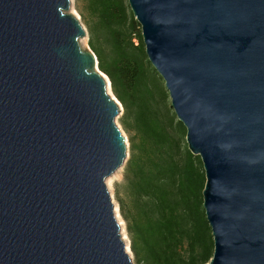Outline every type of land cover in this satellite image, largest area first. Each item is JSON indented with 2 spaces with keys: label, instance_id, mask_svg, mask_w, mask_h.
Returning a JSON list of instances; mask_svg holds the SVG:
<instances>
[{
  "label": "water",
  "instance_id": "1",
  "mask_svg": "<svg viewBox=\"0 0 264 264\" xmlns=\"http://www.w3.org/2000/svg\"><path fill=\"white\" fill-rule=\"evenodd\" d=\"M127 3L202 163L208 264H264V0ZM70 7L0 0V264H133L106 187L123 110Z\"/></svg>",
  "mask_w": 264,
  "mask_h": 264
},
{
  "label": "trees",
  "instance_id": "2",
  "mask_svg": "<svg viewBox=\"0 0 264 264\" xmlns=\"http://www.w3.org/2000/svg\"><path fill=\"white\" fill-rule=\"evenodd\" d=\"M82 1L88 47L122 107L120 123L129 134L118 207L134 261L208 264L213 239L202 205V163L184 145L182 124L161 109L167 92L145 55L140 26L125 0Z\"/></svg>",
  "mask_w": 264,
  "mask_h": 264
},
{
  "label": "rangeland",
  "instance_id": "3",
  "mask_svg": "<svg viewBox=\"0 0 264 264\" xmlns=\"http://www.w3.org/2000/svg\"><path fill=\"white\" fill-rule=\"evenodd\" d=\"M71 1V7H70V13L73 14V16H75V18H77V20H79V23L81 24V26L84 28L85 32H86V37L82 40H80V46L82 48H89L88 47V32H87V26H86V12H85V4L82 0H70ZM126 4L127 0H125ZM85 18V20H84ZM137 32L139 31V33L141 34L140 28H137ZM133 42L135 44H137V38L134 37L133 38ZM162 86L164 88V83L161 80ZM111 94V91H110ZM161 109L162 111L166 114H168L169 117H173L175 123L177 122V119L174 115L173 110L170 107V99L169 96L167 94V98L165 99V101H163L161 103ZM121 117H122V113H120L116 118H115V124L117 126V128L119 129V131L121 132V135L123 136V138L125 139V146H126V158L123 162V165L121 166V168H119L111 177H109V179L106 181V185H107V191L109 192V195L111 197V200L114 204L115 207V214L117 217V220L119 222V224L121 225V235L122 238L127 246L128 252H129V256L131 258V261L133 264H136L133 258V255L131 254L130 250H129V237L127 234V230H126V223L123 221L120 212H119V207H118V200L122 198L123 196V190H124V170H125V166L126 163L129 159L130 156V143H129V134L126 133L120 123L121 121ZM174 132L176 134H178V130H174ZM183 143L184 145H186L185 143V136L183 137Z\"/></svg>",
  "mask_w": 264,
  "mask_h": 264
},
{
  "label": "bare ground",
  "instance_id": "4",
  "mask_svg": "<svg viewBox=\"0 0 264 264\" xmlns=\"http://www.w3.org/2000/svg\"><path fill=\"white\" fill-rule=\"evenodd\" d=\"M107 92H108L109 95H111V94H110V88H109V86L107 87ZM108 179H109V178H108ZM108 179H107V180H108ZM107 180H106V181H107ZM106 187H107V185H106ZM116 219H117V217H116ZM117 222H118V220H117ZM118 223H119V222H118ZM120 226H121V225H120Z\"/></svg>",
  "mask_w": 264,
  "mask_h": 264
}]
</instances>
